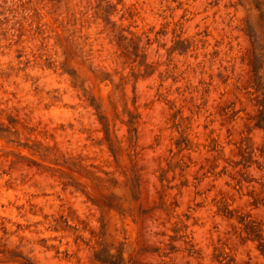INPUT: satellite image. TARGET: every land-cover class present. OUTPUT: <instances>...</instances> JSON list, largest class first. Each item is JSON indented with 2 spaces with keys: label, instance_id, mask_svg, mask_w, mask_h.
Instances as JSON below:
<instances>
[{
  "label": "rangeland",
  "instance_id": "rangeland-1",
  "mask_svg": "<svg viewBox=\"0 0 264 264\" xmlns=\"http://www.w3.org/2000/svg\"><path fill=\"white\" fill-rule=\"evenodd\" d=\"M0 264H264V0H0Z\"/></svg>",
  "mask_w": 264,
  "mask_h": 264
}]
</instances>
